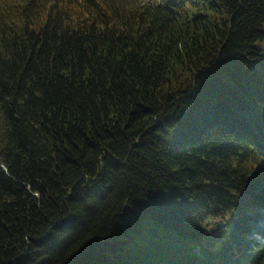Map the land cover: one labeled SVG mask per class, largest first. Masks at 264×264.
Here are the masks:
<instances>
[{
	"label": "trees",
	"instance_id": "1",
	"mask_svg": "<svg viewBox=\"0 0 264 264\" xmlns=\"http://www.w3.org/2000/svg\"><path fill=\"white\" fill-rule=\"evenodd\" d=\"M261 225L264 0H0V264H264Z\"/></svg>",
	"mask_w": 264,
	"mask_h": 264
},
{
	"label": "rangeland",
	"instance_id": "2",
	"mask_svg": "<svg viewBox=\"0 0 264 264\" xmlns=\"http://www.w3.org/2000/svg\"><path fill=\"white\" fill-rule=\"evenodd\" d=\"M260 233H252L255 239L263 241L264 242V227H261ZM252 236H250L252 238Z\"/></svg>",
	"mask_w": 264,
	"mask_h": 264
}]
</instances>
